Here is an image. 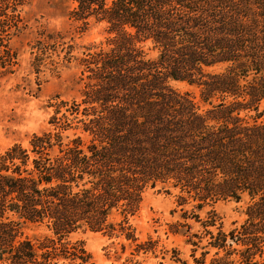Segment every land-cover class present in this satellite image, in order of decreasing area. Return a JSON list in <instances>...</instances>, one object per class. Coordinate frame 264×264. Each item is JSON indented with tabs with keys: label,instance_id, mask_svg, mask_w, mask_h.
Listing matches in <instances>:
<instances>
[{
	"label": "trees",
	"instance_id": "trees-1",
	"mask_svg": "<svg viewBox=\"0 0 264 264\" xmlns=\"http://www.w3.org/2000/svg\"><path fill=\"white\" fill-rule=\"evenodd\" d=\"M73 1L74 28L103 24L106 47L79 59V101L56 103V132L0 149V264H90L70 235L134 241L129 219L156 187L176 191L181 221L168 232L213 249L210 264H264V0ZM244 199L245 220L224 231L213 206Z\"/></svg>",
	"mask_w": 264,
	"mask_h": 264
},
{
	"label": "rangeland",
	"instance_id": "rangeland-1",
	"mask_svg": "<svg viewBox=\"0 0 264 264\" xmlns=\"http://www.w3.org/2000/svg\"><path fill=\"white\" fill-rule=\"evenodd\" d=\"M74 7L73 0H23L16 7L0 4L1 13L8 15L0 22V149L13 144L28 147L32 135L56 132L52 118L64 112L61 108L55 115L56 103L79 101L85 75L79 59L87 49L105 48L107 35L101 23L78 32L67 18ZM56 33L62 38H56ZM147 48L148 45L143 47L152 57L154 53ZM170 85L179 93H189L201 111L208 108L195 87L182 82ZM263 120L264 114L259 121ZM62 134L73 138L74 131L68 129ZM175 195L176 191L167 193L160 187L144 192L138 213L129 219L134 241L116 233L87 229L72 233L69 239L82 245L90 256V264H176L175 251L178 264H210L213 249L203 256L201 247L193 251L194 247L186 244L183 237L168 232L169 224L181 221ZM246 202L228 200L213 206L224 231L245 220ZM200 216L203 218L204 212ZM188 222L193 232L200 229L198 224ZM22 232L33 240L48 234L44 227L35 226H24ZM205 243L203 240L201 245ZM142 244L144 248L140 249L137 245Z\"/></svg>",
	"mask_w": 264,
	"mask_h": 264
}]
</instances>
